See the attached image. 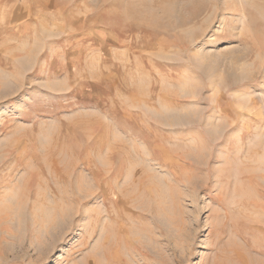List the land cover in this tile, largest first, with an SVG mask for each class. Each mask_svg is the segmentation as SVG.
<instances>
[{"label":"rangeland","instance_id":"1","mask_svg":"<svg viewBox=\"0 0 264 264\" xmlns=\"http://www.w3.org/2000/svg\"><path fill=\"white\" fill-rule=\"evenodd\" d=\"M262 152L264 0H0V264H264Z\"/></svg>","mask_w":264,"mask_h":264},{"label":"bare ground","instance_id":"2","mask_svg":"<svg viewBox=\"0 0 264 264\" xmlns=\"http://www.w3.org/2000/svg\"><path fill=\"white\" fill-rule=\"evenodd\" d=\"M214 1H215V0H214ZM223 1H224V0H223ZM231 1H232V0H231ZM233 1H234V0H233ZM225 4H226V3H225ZM226 5H228V4H226ZM226 5H225V6H226ZM207 7H208V6H207ZM223 7H224V6H223ZM226 7H227V6H226ZM208 9H209V8H208ZM228 9H229V8H228ZM228 9H227V10H228ZM213 12H214V11H213ZM222 12H224V11L222 10ZM229 12H230V11H229ZM184 13H185V12H184ZM204 13H205V12H204ZM204 13H203V14H204ZM185 14H186V13H185ZM199 14H200V13H199ZM205 14H206V13H205ZM205 14H204V15H205ZM181 15H182V14H181ZM201 15H202V14H201ZM206 15H207V14H206ZM161 16H162V15H161ZM188 16H189V15H188ZM188 16H187V17H188ZM193 16H194V15H193ZM168 17H169V15H168ZM187 17H186V18H187ZM191 17H192V16H191ZM169 18H170V17H169ZM169 18H168V19H169ZM182 18H183V17H182ZM186 18H185V19H186ZM188 18H190V17H188ZM188 18H187V19H188ZM194 18H195V16H194ZM208 18H209V17H208ZM208 18H206V19H208ZM192 19H193V18H192ZM192 19L190 18V20H189L188 22H190ZM214 19H215V18H214ZM197 20H198V19H197ZM155 21H156V20H155ZM167 21H168V20H167ZM185 21H186V20H185ZM192 21H193V20H192ZM169 22H170V21H169ZM208 22H210V21L208 20L207 23H208ZM214 22H215V21H214ZM181 23H183V22H181ZM197 23H198V22H197ZM211 23H212V22H211ZM205 24H206V22H205ZM221 24H222V23H221ZM180 25H181V24H180ZM154 26H155V25H154ZM204 26H205V25H204ZM261 109H262V108H261ZM220 125H221V124H220ZM214 142H215V141H214ZM194 143H195V142H194ZM262 153H263V152H262ZM263 154H264V153H263ZM207 155H208V154H207ZM102 159H105V157L102 158ZM110 160H111V159H110ZM101 162H102V161H101ZM111 163H112V161H111ZM110 165H111V164H110ZM263 166H264V165H263ZM148 171H149V170H148ZM262 171H263V170H262ZM148 174H149V173H148ZM259 176H260V175H259ZM91 178H92V177H91ZM263 178H264V177H263ZM89 179H90V178H89ZM262 181H263V180H262ZM94 182H95V181H94ZM259 183H260V182H259ZM260 185H261V184H260ZM261 187H262V189H264V185H261ZM97 188H98V187H97ZM259 189H260V188H259ZM74 191H76V190H74ZM72 193H73V192H72ZM155 194H156V193H155ZM29 195H30V194H29ZM108 196H109V195H108ZM156 197H157V196H156ZM262 198H263V197H262ZM261 202H262V201H261ZM161 203H162V202H161ZM257 204H258V202H257ZM254 205H255V204H254ZM258 205H259V204H258ZM258 205H257V206H258ZM262 205H263V204H262ZM106 210H107V209H106ZM107 211H109V210H107ZM27 213H28V212H27ZM29 213H30V212H29ZM108 213H109V212H108ZM109 214H110V213H109ZM117 215H118V214H117ZM107 220H109V219H107ZM92 221H93V220H92ZM68 222H70V221H68ZM257 222H260V221H257ZM90 223H91V222H90ZM111 223H113V222H111ZM91 224L93 225V223H91ZM91 224H90V225H91ZM122 224H123V223H122ZM119 226H120V225H119ZM96 227H97V226H96ZM114 227H115V226H114ZM104 228H105V227H104ZM107 228H108V227H107ZM260 228H262V226H261ZM120 229H121V228H120ZM99 230H100V229H99ZM112 230H113V229H112ZM114 230H115V229H114ZM160 230H161V229H160ZM262 230H263V229H262ZM92 232H93V229H92ZM111 233H113V232H111ZM105 234H106V233H105ZM136 235H137V234H136ZM112 236H113V235H112ZM114 236H115V235H114ZM103 238H104V236H103ZM137 238H138V237H137ZM98 239H99V238H98ZM100 239H101V238H100ZM99 243H100V242H99ZM102 243H103V242H102ZM109 243H110V242H109ZM98 246H101V245L98 244ZM94 250H95V249H94ZM100 250H101V249H100ZM103 250H104V249H103ZM131 256H132V255H131ZM126 258H127V257H126ZM111 259H112V258H111ZM113 262H114V261H113ZM144 263H145V262H144ZM105 264H106V263H105Z\"/></svg>","mask_w":264,"mask_h":264}]
</instances>
